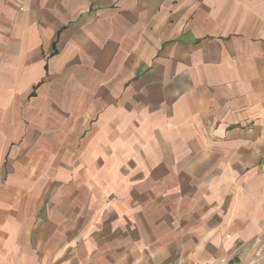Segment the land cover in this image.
<instances>
[{"label": "crops", "instance_id": "1", "mask_svg": "<svg viewBox=\"0 0 264 264\" xmlns=\"http://www.w3.org/2000/svg\"><path fill=\"white\" fill-rule=\"evenodd\" d=\"M235 256L264 264V0H0V264Z\"/></svg>", "mask_w": 264, "mask_h": 264}, {"label": "rangeland", "instance_id": "2", "mask_svg": "<svg viewBox=\"0 0 264 264\" xmlns=\"http://www.w3.org/2000/svg\"><path fill=\"white\" fill-rule=\"evenodd\" d=\"M97 70V69H96ZM98 71V70H97ZM98 88L100 87V85H98L97 86ZM96 103V105L95 104H93L94 106H93V108H92V113L95 115V113H97L98 112V109H99V107H100V105H104L105 104V102H103V101H101V100H98L97 102H95ZM255 256V258H256V255H254ZM258 256V255H257ZM237 256H235V257H233V258H231V259H228V258H222L221 260H220V264H232L233 262L232 261H234L235 260V258H236ZM237 259V258H236ZM258 259V258H257ZM259 261H260V259H259ZM237 262V261H236ZM255 264H258V260H256L255 262H254ZM236 264V263H235Z\"/></svg>", "mask_w": 264, "mask_h": 264}]
</instances>
